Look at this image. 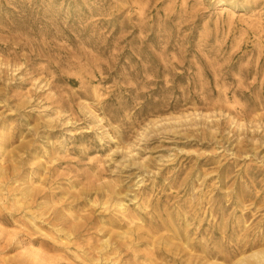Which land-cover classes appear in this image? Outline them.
Instances as JSON below:
<instances>
[{"label":"rangeland","instance_id":"374dc122","mask_svg":"<svg viewBox=\"0 0 264 264\" xmlns=\"http://www.w3.org/2000/svg\"><path fill=\"white\" fill-rule=\"evenodd\" d=\"M0 237V264H260L264 0H0Z\"/></svg>","mask_w":264,"mask_h":264},{"label":"bare ground","instance_id":"6f19581e","mask_svg":"<svg viewBox=\"0 0 264 264\" xmlns=\"http://www.w3.org/2000/svg\"><path fill=\"white\" fill-rule=\"evenodd\" d=\"M58 232H60V231H58ZM2 241H3L4 246L3 247L1 246L2 242L0 241V255L4 254V252L5 253L10 252L12 250V247H13L10 241H7V242H5L4 240H2ZM48 246H49V244L47 242H44L43 247L46 248ZM253 256H257V258H259L258 262L260 264H264V254L262 252H260V251L255 252L253 254ZM21 258L18 259L16 257H9V258L4 257L1 264H17L18 261H21ZM23 259H25V257H23ZM30 262L32 264H47V259L39 258L37 255L32 254V261H30ZM27 263L28 262H25L24 264H27ZM242 263H244V262H242Z\"/></svg>","mask_w":264,"mask_h":264}]
</instances>
